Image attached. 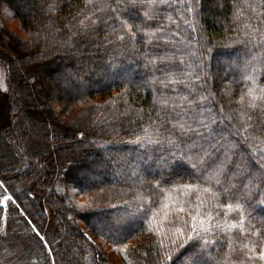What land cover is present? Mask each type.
I'll return each mask as SVG.
<instances>
[{"label": "trees", "instance_id": "16d2710c", "mask_svg": "<svg viewBox=\"0 0 264 264\" xmlns=\"http://www.w3.org/2000/svg\"><path fill=\"white\" fill-rule=\"evenodd\" d=\"M0 67V264H264V0H0Z\"/></svg>", "mask_w": 264, "mask_h": 264}, {"label": "rangeland", "instance_id": "374dc122", "mask_svg": "<svg viewBox=\"0 0 264 264\" xmlns=\"http://www.w3.org/2000/svg\"><path fill=\"white\" fill-rule=\"evenodd\" d=\"M10 24L13 26H16V22L15 21H10ZM214 58V57H212ZM58 64H56L55 62H52L51 67H56ZM59 67V66H57ZM51 75L54 79H56L57 81H60V83H68V79L66 78L64 73H61L58 69L54 70V68L51 70ZM6 90V82H5V72L4 69L2 67H0V96L2 97V95L4 94ZM232 116V114L230 115ZM25 131L26 134L30 137V138H34V134L35 131L33 129V127H31V125H28L25 123ZM15 137V138H14ZM11 141L14 143L16 139V136H14ZM16 149H19L18 147ZM19 152H22L20 149L18 150ZM103 153L104 150H103ZM9 195L5 196L2 199V203L3 205L7 208V203H8V199H9ZM88 237L94 242V244L98 245L99 247H101L104 251L105 254L110 258V260L112 261V264H122L123 260L122 257L112 248H106V246L104 244H102V240L98 237L93 236L91 233H87ZM189 264V263H188Z\"/></svg>", "mask_w": 264, "mask_h": 264}, {"label": "snow or ice", "instance_id": "6c2138e0", "mask_svg": "<svg viewBox=\"0 0 264 264\" xmlns=\"http://www.w3.org/2000/svg\"><path fill=\"white\" fill-rule=\"evenodd\" d=\"M81 23L83 24V21H81ZM125 26L127 27V25L125 24ZM137 29L139 30V27L137 26ZM133 37L135 36V33H132ZM122 39V37H121ZM249 95L252 94V89H249L248 92ZM257 97L253 98V102L252 104H250V107H255V101H256ZM259 99L264 100V96L259 97ZM243 100V96H241V101ZM201 127H207V125H203L201 124ZM183 132L186 131H192L194 132L196 135L198 136H202V133L196 132L195 129H182ZM197 146L194 144L193 148H196ZM200 150L202 151L203 148L201 146ZM217 171L220 172L221 175H224L226 177L227 175V171H228V166L226 163H224L223 161L218 162L217 163ZM217 183H220V181L218 180ZM189 188L193 187L192 185H188ZM227 190H225L226 192ZM226 207L228 208H232V205H226ZM184 209H180V211H183ZM211 218V217H209ZM196 218L193 217V220H195ZM201 224H203V222L201 221ZM206 230V229H205ZM193 232L196 233L195 236L193 235H189L188 236V241H192L193 243L190 244L188 251V259L191 261V264H202V257H203V252L198 250L200 248H202L203 246L198 245V243H196L195 241H198L199 239H201L199 232L196 231L195 225H193ZM175 242V241H174ZM259 257L261 260H264V250L260 251L259 253ZM167 259H171V257H167Z\"/></svg>", "mask_w": 264, "mask_h": 264}]
</instances>
